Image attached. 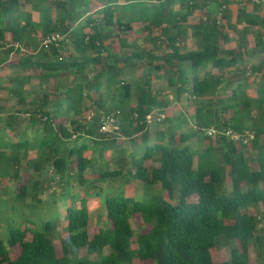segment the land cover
<instances>
[{
    "label": "trees",
    "instance_id": "trees-1",
    "mask_svg": "<svg viewBox=\"0 0 264 264\" xmlns=\"http://www.w3.org/2000/svg\"><path fill=\"white\" fill-rule=\"evenodd\" d=\"M229 2L0 0V69L27 72L0 84L17 99L0 117V264H250V245L264 264V8L236 0L232 21ZM189 26L195 47L182 51ZM52 33L63 40L42 44ZM154 78L193 103L194 130L151 138L147 116L166 106ZM33 81L28 100L20 87ZM208 128L212 145L186 144ZM90 200L108 223L92 236ZM134 216L147 229L135 232ZM221 240L235 244L213 262Z\"/></svg>",
    "mask_w": 264,
    "mask_h": 264
},
{
    "label": "rangeland",
    "instance_id": "rangeland-1",
    "mask_svg": "<svg viewBox=\"0 0 264 264\" xmlns=\"http://www.w3.org/2000/svg\"><path fill=\"white\" fill-rule=\"evenodd\" d=\"M228 8L232 10V21L235 20V13L236 9L239 7L236 0H229ZM260 9L262 10L264 8V1L260 4ZM198 18L197 14H194L192 16L188 17L189 23L192 24L196 21ZM238 28L241 27V25L237 26ZM191 33V27H187L186 33L182 36V51L190 50L195 47L194 39L190 36ZM236 37V36H235ZM253 34H248L245 39V44L241 45L240 52H246L250 51L253 47ZM264 40V38H263ZM237 39L232 36L231 41L227 42L225 47L234 48L237 47ZM257 60V57L253 54H249L248 56V63L255 62ZM33 72H37V70H34ZM27 73L25 70L17 67H4L0 69V84L1 85H7L10 80H12L14 77H18L21 75H24ZM152 88L154 90L159 91L158 99L166 103L165 107L162 108H154L153 113L151 114L150 123L148 124L149 131L151 133V138L155 135V133H165L168 132H175V134H179L180 132H191L195 128L193 127L192 122V112H193V103L189 102L188 99H186V96L183 95L180 99H177V97L174 95L172 90L169 89L166 86V80L164 78H154L152 81ZM21 93L27 97L28 100H30L32 97L35 96V94L39 91L38 87L36 86V82H32L29 84H26L23 87H20ZM16 94L15 93H8L6 90H0V105L2 107V110H0V117H4L6 113H10V110H14L15 107H17V101H16ZM20 107V106H19ZM164 116V118H163ZM110 128H113L112 126H109ZM108 127V128H109ZM114 129V128H113ZM214 137H208L205 138L204 135L197 134V135H189L186 144L189 145L191 149H195V151H200L205 148H207L209 145L213 144ZM263 142H264V135H263ZM264 144V143H263ZM249 148V147H248ZM249 157L254 158V155L256 151L249 150ZM108 155V154H107ZM195 164H196V156L194 157ZM252 163V162H251ZM114 164H110L109 167H113ZM94 172L87 171L85 175L88 178H92L94 176ZM134 185V195L137 197H140L142 194V187L135 183ZM226 188H229L230 180L229 177L225 180ZM112 186V183H101L102 187ZM126 186V189L129 190L130 187ZM52 190L56 189L55 185L51 184ZM57 190V189H56ZM152 190L155 192H161L163 193L164 190L159 186V184H155L152 186ZM192 200L194 198H191ZM90 206V215H89V222L87 226V230L89 233V236H92L97 232L98 227H106L108 226V223L106 222V219L104 217V213L102 212V209L99 208L97 205V202L94 200H90L89 204ZM132 229L135 232L142 231L143 229H147V227L142 223L139 216H134L130 220ZM63 222L59 221L57 223V227L61 228L63 226ZM261 227L264 228V218L262 219ZM65 236V232L62 231L61 235L59 237H55L53 243L56 248L57 255L61 256V245H60V238H63ZM234 241H219V243L211 250V256L213 262H220L222 260H228L229 259V251L231 246H234ZM136 245L133 244L132 247H135ZM104 254L108 252L107 248L103 250ZM12 254V250L10 251ZM77 255L82 256H88L86 254V250L84 248H81L78 250ZM91 259L95 258V255H89ZM260 259L259 256H257L254 247L250 245V264H259ZM134 264H153L151 261H139L135 259Z\"/></svg>",
    "mask_w": 264,
    "mask_h": 264
},
{
    "label": "built area",
    "instance_id": "built-area-1",
    "mask_svg": "<svg viewBox=\"0 0 264 264\" xmlns=\"http://www.w3.org/2000/svg\"><path fill=\"white\" fill-rule=\"evenodd\" d=\"M196 1H198V0H196ZM249 1L252 3H261L264 0H249ZM63 38L64 37L62 35H60L59 33H52L50 35L45 36L42 39V44L57 43L58 41H62ZM113 124H114V119L112 118V116H107V117H105V119L102 123L101 130L104 132H110L113 128L114 129L116 128ZM109 126H112L113 128H110ZM216 132H217V130L215 128H208L206 131L207 135H209V136H215ZM224 132H225V135L228 136L232 140L239 139V136L235 133H232L230 130H227Z\"/></svg>",
    "mask_w": 264,
    "mask_h": 264
},
{
    "label": "clouds",
    "instance_id": "clouds-1",
    "mask_svg": "<svg viewBox=\"0 0 264 264\" xmlns=\"http://www.w3.org/2000/svg\"><path fill=\"white\" fill-rule=\"evenodd\" d=\"M150 118H151V115L147 116V119L150 121ZM111 132V131H110ZM207 134V133H206ZM209 136V135H208ZM210 137V136H209ZM211 137H214V136H211ZM238 140V139H237ZM233 141H236V140H233Z\"/></svg>",
    "mask_w": 264,
    "mask_h": 264
}]
</instances>
